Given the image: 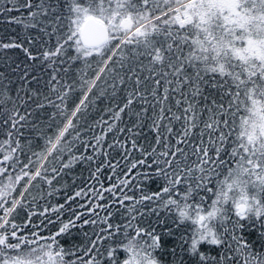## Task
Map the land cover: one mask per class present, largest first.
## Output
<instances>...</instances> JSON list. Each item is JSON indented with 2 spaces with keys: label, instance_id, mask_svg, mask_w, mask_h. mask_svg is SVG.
I'll return each mask as SVG.
<instances>
[{
  "label": "snow or ice",
  "instance_id": "1",
  "mask_svg": "<svg viewBox=\"0 0 264 264\" xmlns=\"http://www.w3.org/2000/svg\"><path fill=\"white\" fill-rule=\"evenodd\" d=\"M0 264H264V0H0Z\"/></svg>",
  "mask_w": 264,
  "mask_h": 264
}]
</instances>
